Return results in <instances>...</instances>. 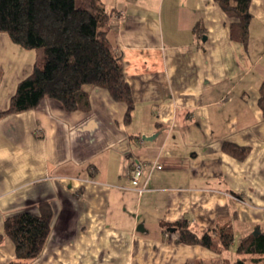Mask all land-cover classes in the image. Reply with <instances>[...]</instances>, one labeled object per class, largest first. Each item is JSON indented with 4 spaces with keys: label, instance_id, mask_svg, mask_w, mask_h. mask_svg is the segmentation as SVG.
I'll return each mask as SVG.
<instances>
[{
    "label": "crops",
    "instance_id": "0c3cea01",
    "mask_svg": "<svg viewBox=\"0 0 264 264\" xmlns=\"http://www.w3.org/2000/svg\"><path fill=\"white\" fill-rule=\"evenodd\" d=\"M135 106L86 85L88 110L45 97L10 107L33 67H0V264L16 257L5 219L52 213L43 253L30 264H222L242 237L264 231V0H252L247 44L214 0H103ZM1 36H4L1 33ZM249 147L237 157L224 142ZM143 161L140 192L131 159ZM230 222L218 253L178 242ZM250 255H248L249 257ZM248 264H264V258Z\"/></svg>",
    "mask_w": 264,
    "mask_h": 264
},
{
    "label": "trees",
    "instance_id": "16d2710c",
    "mask_svg": "<svg viewBox=\"0 0 264 264\" xmlns=\"http://www.w3.org/2000/svg\"><path fill=\"white\" fill-rule=\"evenodd\" d=\"M233 19L230 35L247 44L253 14L252 0H214ZM113 11L103 0H0V32L26 47L36 50L31 72L20 79L11 96L10 107L1 113L20 112L37 107L43 98H54L67 111L88 110L86 85L101 86L111 96L127 105L126 120L135 106L119 52L108 33ZM260 102L264 103V81ZM229 153L243 158L249 147L224 142ZM52 213L26 210L5 219V232L15 244L16 257L9 264H30L45 248L52 226ZM178 242L200 244L223 253L235 238L230 222L197 232L190 223L179 221ZM236 251L241 257L222 264H248L264 258V231L256 230L241 238ZM248 255H250L248 257ZM201 260L195 264H201Z\"/></svg>",
    "mask_w": 264,
    "mask_h": 264
},
{
    "label": "rangeland",
    "instance_id": "374dc122",
    "mask_svg": "<svg viewBox=\"0 0 264 264\" xmlns=\"http://www.w3.org/2000/svg\"><path fill=\"white\" fill-rule=\"evenodd\" d=\"M0 34V67H33L36 50L14 42L8 33Z\"/></svg>",
    "mask_w": 264,
    "mask_h": 264
},
{
    "label": "built area",
    "instance_id": "2783aa9c",
    "mask_svg": "<svg viewBox=\"0 0 264 264\" xmlns=\"http://www.w3.org/2000/svg\"><path fill=\"white\" fill-rule=\"evenodd\" d=\"M146 169L143 161L139 157L131 159V182L142 192L146 187L145 183L141 184L143 177L146 175Z\"/></svg>",
    "mask_w": 264,
    "mask_h": 264
}]
</instances>
